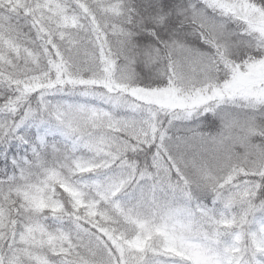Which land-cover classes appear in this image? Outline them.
Masks as SVG:
<instances>
[{"label":"snow or ice","instance_id":"obj_1","mask_svg":"<svg viewBox=\"0 0 264 264\" xmlns=\"http://www.w3.org/2000/svg\"><path fill=\"white\" fill-rule=\"evenodd\" d=\"M0 264H264V0H0Z\"/></svg>","mask_w":264,"mask_h":264}]
</instances>
